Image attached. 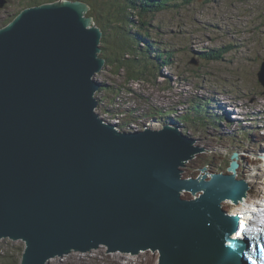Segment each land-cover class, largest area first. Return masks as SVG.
I'll use <instances>...</instances> for the list:
<instances>
[{
	"label": "water",
	"instance_id": "95a60500",
	"mask_svg": "<svg viewBox=\"0 0 264 264\" xmlns=\"http://www.w3.org/2000/svg\"><path fill=\"white\" fill-rule=\"evenodd\" d=\"M88 10L47 1L0 26V239L23 242L20 264L101 246L157 252L156 264H248L249 240L231 237L239 216L222 206L247 195L238 152L227 172L184 177L204 150L194 137L168 124L120 130L96 111L105 60Z\"/></svg>",
	"mask_w": 264,
	"mask_h": 264
},
{
	"label": "rangeland",
	"instance_id": "374dc122",
	"mask_svg": "<svg viewBox=\"0 0 264 264\" xmlns=\"http://www.w3.org/2000/svg\"><path fill=\"white\" fill-rule=\"evenodd\" d=\"M47 1L51 0H6L0 6V26L13 19L7 16L17 14L22 7ZM168 3L164 10L146 15L142 23H146L148 36L156 44L172 51L169 63L161 64L154 72L156 78L148 81L128 80L124 73V77L114 75L110 68H103L97 79L106 88L103 85L105 90L95 94L102 98L97 111L116 124L125 122L126 114L132 113L126 130L168 124L194 137L195 144L204 150L185 164L184 176H197L203 167L207 173L227 172L231 154L238 152L237 177L248 181L247 196L258 201L264 192V87L257 80L264 59V0ZM216 49L223 52L218 61L203 57V53ZM193 57L195 65L190 62ZM199 100L210 101L208 124L171 121V113L182 116L191 102ZM147 112H161L166 118L153 116L149 120L144 117ZM218 118L222 123L217 125ZM181 196L193 197L188 191ZM231 205L222 202L223 208L234 214L238 208L234 202ZM9 245L24 246L20 240L0 239V250ZM106 250L101 246L85 253L72 252L51 258L48 264H156L157 252L150 250L135 255Z\"/></svg>",
	"mask_w": 264,
	"mask_h": 264
},
{
	"label": "trees",
	"instance_id": "16d2710c",
	"mask_svg": "<svg viewBox=\"0 0 264 264\" xmlns=\"http://www.w3.org/2000/svg\"><path fill=\"white\" fill-rule=\"evenodd\" d=\"M80 1L89 5L87 15L92 17L95 25L102 31L99 56L105 60L103 68H110L114 75L124 77L125 74L128 80L148 81L151 77L156 78L154 72L161 64L166 65L169 63L172 51L167 52V50L156 44L157 42L148 36L146 23H142L144 17L149 13L154 14L164 10L169 4L168 0ZM202 55L207 60L218 61L222 58L223 52L216 49ZM103 85L100 89L105 90L102 88ZM100 97L97 96L99 103L102 100ZM209 104L210 101L208 100L191 102L189 110L182 116L171 113L173 116L171 121L175 124H180V122L189 125L208 124L206 113H209ZM128 115L130 118H128ZM132 115V113L126 114L127 120L122 123L117 122V127L120 130L128 129ZM153 116L160 120L166 118V115L161 112L158 115L148 114L144 117L153 120ZM221 119L216 120L217 125L222 123ZM22 251V245H9L5 250H0V264H19Z\"/></svg>",
	"mask_w": 264,
	"mask_h": 264
},
{
	"label": "bare ground",
	"instance_id": "6f19581e",
	"mask_svg": "<svg viewBox=\"0 0 264 264\" xmlns=\"http://www.w3.org/2000/svg\"><path fill=\"white\" fill-rule=\"evenodd\" d=\"M96 111H97V109H96ZM261 192H262V190H261ZM260 196H261V198H259L258 201H254L253 199H250L246 195L245 197H243V199H241L237 203H234V205L238 208V211L236 212V214H238V216H239L240 225H239L238 230L231 235L232 238H235V237L239 236V234L242 232V227L241 226L243 225V223H247L249 221V219H251L253 217L254 213L257 210V208L261 209V208L264 207V192ZM263 228H264V226H263ZM229 242H230V240L228 241V243ZM234 264H236V263H234Z\"/></svg>",
	"mask_w": 264,
	"mask_h": 264
},
{
	"label": "flooded vegetation",
	"instance_id": "af4514ba",
	"mask_svg": "<svg viewBox=\"0 0 264 264\" xmlns=\"http://www.w3.org/2000/svg\"><path fill=\"white\" fill-rule=\"evenodd\" d=\"M31 5H36V4H35V3H31L29 6H31ZM26 7H27V6H26ZM24 8H25V7H24ZM21 9H23V7H22ZM21 9H20V10H21ZM20 10H19V11H20ZM19 11H17V12H19ZM15 15H16V13H14V14H12V15H8L7 17L10 18L11 16L14 17ZM11 18H12V17H11Z\"/></svg>",
	"mask_w": 264,
	"mask_h": 264
},
{
	"label": "clouds",
	"instance_id": "9594fccd",
	"mask_svg": "<svg viewBox=\"0 0 264 264\" xmlns=\"http://www.w3.org/2000/svg\"><path fill=\"white\" fill-rule=\"evenodd\" d=\"M189 176H191V175H189ZM184 177H188V176H184ZM194 177V176H193ZM194 197V196H193Z\"/></svg>",
	"mask_w": 264,
	"mask_h": 264
},
{
	"label": "snow or ice",
	"instance_id": "6c2138e0",
	"mask_svg": "<svg viewBox=\"0 0 264 264\" xmlns=\"http://www.w3.org/2000/svg\"><path fill=\"white\" fill-rule=\"evenodd\" d=\"M241 227L243 228L244 226L242 225Z\"/></svg>",
	"mask_w": 264,
	"mask_h": 264
}]
</instances>
